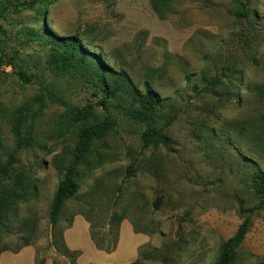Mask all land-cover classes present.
<instances>
[{"label":"rangeland","instance_id":"rangeland-1","mask_svg":"<svg viewBox=\"0 0 264 264\" xmlns=\"http://www.w3.org/2000/svg\"><path fill=\"white\" fill-rule=\"evenodd\" d=\"M239 1L245 0H173L161 19L148 0H57L47 5L43 21L42 5L34 0H0V107L6 112L0 116V191L20 172L37 189L12 215L0 250L14 249L27 234L32 243L17 254L3 252L0 264H131L139 256L155 257L144 264L217 261L244 221L240 206L261 205L250 177L264 171V154L251 140L253 125H261L255 114L261 103L251 89L264 85V0H251L249 23L232 15ZM50 33L79 35L82 49L113 74H126L132 90L143 93L148 81L163 99L157 126L177 115L164 133L168 147L144 149V126L124 115L137 104L122 94L105 100L102 82L75 60L64 70L53 58L62 51ZM215 78L221 85L212 94H197L195 85L203 89ZM43 86L48 106L36 121V145L17 149L9 118L19 109L38 110ZM50 99L91 105L94 112L73 124L66 108ZM108 118L118 128L94 141L80 191L52 229L50 207L79 133ZM12 155L15 163L5 175ZM114 216L124 221L117 250L108 255L97 250L91 234L112 241ZM27 221L33 233L24 228ZM236 264H264V206L253 215Z\"/></svg>","mask_w":264,"mask_h":264},{"label":"trees","instance_id":"trees-1","mask_svg":"<svg viewBox=\"0 0 264 264\" xmlns=\"http://www.w3.org/2000/svg\"><path fill=\"white\" fill-rule=\"evenodd\" d=\"M42 5L43 15L41 19H46L47 5L55 3L57 0H34ZM155 14L164 19L169 12V8L173 0H148ZM238 5L240 10L232 14L235 18L244 20L249 23L251 16V0L239 1ZM53 38V43L57 48L61 49L62 53H54V60L62 62L64 64L63 69L66 70L70 67L71 60H75L81 68H86L87 71L95 75L99 81L102 82V89L105 91L106 98L109 100L115 98L118 94H122L130 99L133 103L137 104V107L126 110L124 115L131 121L144 126V132L142 134V143L144 149L149 147H158L160 145L168 147V141L165 137V131L170 128L177 120V115H171L166 120L162 127H158L155 122V117L159 113L163 105V99L157 93L148 81L144 82L143 93L137 90H132V85L128 81L126 74L123 72H117L113 74L98 60L96 55L92 51H85L82 49V42L79 35H75L70 38H61L55 33H50ZM89 46V45H88ZM58 52V51H57ZM81 54L79 57L78 55ZM109 84H107V83ZM221 85V80L218 78L213 79L203 89H199L194 86L198 95L212 94L215 88ZM42 93L40 95V108L34 112L31 109L22 110L19 109L9 118L11 124V133L14 137L17 149L32 148L35 143V125L36 121L40 118L42 111L48 106V87H42ZM251 92L259 98L261 103V110L256 111V115L259 116L261 125L254 126L257 130L255 137L251 140L255 148H257L262 154H264V85L254 86ZM101 104H105L106 102ZM53 104H58L66 108L69 113L70 119L73 124L83 123L94 112V107L89 105L84 108L70 107L61 99H50ZM0 116L5 117L6 112L0 107ZM118 128V122L111 118H108L105 122L83 129L78 135V144L73 152L70 154L69 163L64 169V175L59 183L57 191L54 195L50 213L49 223L52 229L57 228L61 221L63 210L65 205L73 200L80 191V184L85 176L84 169L87 168L88 159L93 153L94 141L104 140L111 132ZM244 137L249 138L248 130L242 127ZM15 163V156L10 157L8 166L3 169V173L7 175L10 167ZM85 167V168H84ZM133 173V167L129 169V174ZM251 188L256 197L261 200V205L250 210H245L241 205L239 214L244 217V221L239 227L237 233L225 242L221 248L220 255L214 264H236L237 254L239 249L244 244L247 235L250 233L253 227V215L257 211H262L264 206V171L261 169L254 170L250 177ZM37 189L30 176L24 172H20L13 185L11 187L4 188L0 191V235L10 234V222L11 217L18 211L21 205H26L32 201L36 196ZM161 200H157L154 204V210L157 212L160 210ZM124 221V217L114 216L111 223L110 235H114L113 240L104 243L100 235L92 231L91 238L96 245L98 251L105 252L111 255L116 252L119 241V227ZM24 228L34 232L33 223L27 221ZM22 244L17 245L12 249L9 245H4L0 250V254L3 252L11 251L12 253H19L23 248L29 247L32 243L31 237L27 234L21 238ZM55 249L60 252V249L56 243H53ZM72 257L76 258V254H72ZM153 259L155 257H141L131 264H144V262ZM44 261L37 260L36 264H43Z\"/></svg>","mask_w":264,"mask_h":264}]
</instances>
